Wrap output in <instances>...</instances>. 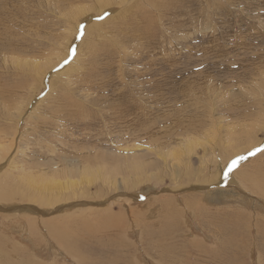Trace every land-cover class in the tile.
I'll return each instance as SVG.
<instances>
[{
	"label": "rangeland",
	"instance_id": "rangeland-1",
	"mask_svg": "<svg viewBox=\"0 0 264 264\" xmlns=\"http://www.w3.org/2000/svg\"><path fill=\"white\" fill-rule=\"evenodd\" d=\"M1 1L3 9L12 13V15L7 14L10 16L8 26L12 27L9 26L7 40L17 52L9 51V49L0 52V82H5L6 89H8L7 94L1 96L0 100L8 101L10 105L7 110L4 109L5 115L0 113V190L4 189V192H1L2 195L9 188H12L13 192L12 197L7 199L8 201L0 200V207L3 208L2 206L10 204L30 205L41 211H50L46 217L35 214L20 215L23 218L0 211V238L5 241V244L18 248L20 252L18 256L21 257L15 258L7 249L9 257L16 260H14L15 264H20L21 262L18 261L21 259L23 260L21 264H82V260H85V264H264V215L259 213L260 208V212L264 209V202L261 198V196L264 197V193L259 196L254 194L256 196L254 197L246 192L245 196L249 197H243V200L249 203V207H246L247 211L244 212L235 205V198L240 199V197L237 196L234 188L229 184L223 187L221 185L223 180L231 174L228 169L232 161L238 160L241 156L247 158L238 160V164L232 171L237 173L241 170V173L238 174L244 175L243 178L255 179L257 171L264 165V152L248 155L254 149L264 147L263 129L260 132L254 130V134L249 135L248 140L245 139L236 144L229 143L225 134L228 130L226 126L229 125L230 120L232 122H230V126L236 123L232 118H235L238 112L234 110L238 109L241 112L248 110L251 111L249 113L255 114L254 108L249 104L254 99L251 98V93H246V91H250L252 88V91L260 92V89L264 88V74L259 72L258 75V71L252 70L259 64L261 65L260 59H264V0H185L178 10H174L175 12L162 13L159 22L155 23L154 15L151 16L148 28L145 27L143 31V38L151 43L144 42L146 45H142V48L137 47L138 41L134 39H127L123 36L115 39L110 38V35L114 34L113 32L106 35L107 39L105 36L100 38L101 35L96 37L97 32L94 33V29L91 28L96 20L101 22L109 16L118 17L119 13L124 10L123 7H126L125 0L123 2L120 0L109 2L110 0H108V4L111 6L108 4L105 7L102 6V11L99 14H97V0H84L89 11L84 17H79V21L73 20V23L70 22L72 18L66 16V11L62 12L71 4L81 0ZM114 2L115 5L111 4ZM128 13L125 14L130 17L132 13ZM91 20L94 22L92 23ZM119 21L121 22L120 17ZM19 23L21 28L18 27ZM114 25H116L115 21L110 24V28ZM155 27L156 29H154ZM173 34L174 36H172ZM153 35H156L155 39ZM156 39L157 43L154 44ZM120 40L121 43H119ZM90 45L92 48L89 47ZM7 46H9L8 43ZM15 46L17 47L15 48ZM105 46L108 49H105ZM100 47L103 50L97 51ZM130 48L135 51L129 50ZM112 51H114V56L111 55ZM96 52L100 54V59ZM125 52L126 54H124ZM141 55L143 57H139ZM15 56L24 59L30 71L27 68L12 67L10 62ZM48 59L53 62L46 64ZM104 59H106L105 61L108 59L109 66L106 67ZM254 59H259V61H253ZM92 61L93 63H91ZM100 62L102 66L99 65ZM32 63H36L37 71ZM123 63L125 64L123 65ZM125 65H127L126 68ZM144 67L147 68L144 69ZM79 71H83L93 78L98 76L103 87L96 85L90 88L91 83L88 86H84L80 82L74 84L72 80ZM158 71L160 72L158 73ZM249 76L251 81L248 79ZM160 78L164 79V89L159 93L160 98L156 101L152 98L153 94L158 91V86L154 83L156 79ZM69 84L71 86H67ZM187 89L188 91H185ZM134 98H138L140 102L143 101L141 105L147 104L144 106H147V112L152 114L149 116L153 118L149 129H147L143 118L138 117L139 120L135 118L136 111L126 110L128 105L136 101ZM50 107L52 110L55 107L59 111L65 110L64 114L61 116L56 114L55 117L52 115ZM115 112L118 114L116 115ZM126 112L128 114L127 117H124L126 119H118L119 115ZM75 113H78L79 116ZM185 114L188 117L184 116ZM50 115L53 116V121L49 117ZM252 119L247 120L246 124L243 119L240 120V123L244 124L238 128L244 130L242 134L247 132L251 126ZM187 121L191 122V126H188ZM55 124L56 126H54ZM246 125L247 128H245ZM143 126H145L144 130H139ZM124 129L129 131L136 129V138L133 140L128 135L127 138L117 142V135ZM192 132L196 135L192 136ZM105 134L108 135V139H105ZM23 138L26 139L23 140ZM110 138H113L114 141ZM251 138H256V140L248 144ZM73 143L77 145L75 146ZM134 143H140L136 152L132 149ZM177 144L179 145L177 146ZM79 149L82 151L80 152ZM117 149L122 153L121 161L123 153L137 161L141 167L139 174L136 173L130 177L124 174L118 175L115 181L113 180L104 187L100 185V181H97L92 183L90 188H85L86 190L83 187H67L61 191L56 189L46 192L38 191L34 193L35 196L39 195V198L36 199H33V195L29 194H14L15 190L20 189L16 185L17 180H15L19 169L38 168V161L39 166L54 165L60 170L76 167L78 165L75 164H79L83 160V154L88 155V153L105 156L102 160L109 159V164H113L110 156L119 157L115 153ZM124 149H127V152H123ZM257 157H260L257 162L262 164L257 166L253 162L251 167L256 170L244 167ZM141 174L142 176H139ZM120 176L122 177L120 178ZM124 177L126 178L124 179ZM254 182L256 185L257 183L264 185V177L258 182L255 179ZM208 189L210 191H207ZM190 190L194 191L189 192ZM206 192L209 193V196L205 199ZM217 193L225 194L226 198L217 196ZM40 199L44 202L40 203ZM53 199L55 203L52 201ZM159 200H161L160 204ZM3 202L8 203L4 204ZM163 203L164 205L169 203L176 208L172 211H169L168 208L165 209L168 211L160 210L163 207L159 206H164ZM66 204L70 205L66 208L70 210L68 213L67 210H64L65 207L63 208ZM58 207H62V212L60 209L57 210ZM163 211L168 213L170 225L160 216ZM235 213L241 217L239 218ZM108 214L111 217V222L107 219L109 226L122 223L121 226L115 224V228L118 229L110 230L112 243L107 241L106 236L108 235L105 233L99 235L102 230L98 231L99 233H93L95 238H91L93 235L87 233L88 230H86L83 238L88 242L79 245V248L82 249V255L76 257L79 260H75L54 239L55 231L58 228L65 227L70 233H74L73 229L78 230L79 228L83 232L85 221L86 224L93 225L94 221L101 219L102 216L105 217L102 220H106ZM144 224L149 225L150 228L143 227ZM101 237L103 240L100 239ZM156 241L154 246L153 242Z\"/></svg>",
	"mask_w": 264,
	"mask_h": 264
},
{
	"label": "bare ground",
	"instance_id": "bare-ground-1",
	"mask_svg": "<svg viewBox=\"0 0 264 264\" xmlns=\"http://www.w3.org/2000/svg\"><path fill=\"white\" fill-rule=\"evenodd\" d=\"M16 1V0H15ZM57 1H59V0H57ZM89 1H91V0H89ZM120 1H122L123 2V0H120ZM184 1L185 0H125V2H126V7H123V9L124 10H122V12H118L119 13V15H118V17H107L105 20H103V21H101V22H97V20H96V23L93 21V20H91L92 21V27L91 28H93L94 29V33H96L97 32V35H96V37L97 36H100V38H102L103 36H105L106 37V39H107V34L108 33H111V32H113L114 34H109L110 35V38H113V39H115V38H117V37H124V38H126L127 37V39H134V40H137L138 41V44H137V47H139V48H142L141 46L142 45H146V44H144V42H147V44H148V41L147 40H145L144 38H143V31H144V28L145 27H147V25H148V23H149V21H150V18H151V16L152 15H154V22L156 23V22H159V21H161V17H162V13H164V14H166V13H168V11H171V12H173L174 10H178L179 9V7L184 3ZM2 1L0 0V52L1 51H3V50H8L9 49V51L11 50V51H14V52H17L16 51V49H14L13 47H12V45H10V43L8 42V40H7V34H8V32H9V26H8V23H10V21L8 22V19H10L9 17L10 16H8L7 14H10V15H12V13H8V12H6L7 10H5V9H3V5H2V3H1ZM81 2V3H80ZM80 2H77V3H73V4H71L70 6H68L62 13H64L65 11V13H66V16H68V18H72V20L70 21V22H72L73 20L74 21H79L80 20V18L83 16L84 17V15L85 14H87L88 13V9H89V7L87 8V5L85 4L86 2H84V0H81ZM82 2H84V3H82ZM92 2H94V1H92ZM109 2H111V0L109 1ZM108 2V0H97L96 1V3H97V6H98V12H97V14H99V13H101L100 11H102V9L101 8H103L102 6H104L105 7V5L106 4H108L109 3ZM116 2H118L117 0H116ZM121 2V3H122ZM20 4V3H19ZM111 4H113V5H115V2L114 3H111ZM123 4V3H122ZM15 5V4H14ZM108 5H110V4H108ZM119 5V4H118ZM111 6V5H110ZM122 6V5H121ZM186 6H188V5H186ZM7 7V6H6ZM13 7V6H12ZM94 7H95V5H94ZM91 8H92V6H91ZM7 9V8H6ZM20 9V8H19ZM108 9H110V8H108ZM108 9H106V10H108ZM183 9V8H182ZM188 9V8H187ZM22 10V9H21ZM54 10V9H53ZM95 10V9H94ZM105 10V11H106ZM112 10V9H111ZM190 11H191V9H189ZM194 10V9H193ZM14 11V10H13ZM20 11V10H19ZM104 11V10H103ZM123 11H125V13L126 12H129L128 14H130V13H132L131 14V16L130 17H128L125 13H123ZM196 11V10H195ZM9 12H11V11H9ZM107 12V11H106ZM175 12V11H174ZM19 13V12H18ZM22 13V12H21ZM105 13V12H104ZM117 13V12H116ZM117 13V14H118ZM170 13V12H169ZM183 13H186V12H183ZM189 13V12H188ZM14 14V13H13ZM20 14V13H19ZM177 14V13H176ZM18 15V14H17ZM20 16V15H19ZM60 16V15H59ZM58 16V17H59ZM112 16V15H111ZM168 16V15H167ZM178 16H180L179 14H178ZM61 17V16H60ZM59 17V18H60ZM80 17V18H79ZM119 17H120V20H121V22L119 21ZM170 17V16H169ZM176 17V16H175ZM14 18V17H13ZM12 18V19H13ZM16 18V17H15ZM63 18V17H62ZM64 18H66V17H64ZM164 18H166V17H164ZM168 18V17H167ZM58 19V18H57ZM79 19V20H78ZM183 19V18H182ZM18 21V20H17ZM16 21V22H17ZM60 21V20H59ZM98 21H100V20H98ZM116 22V25H114V27H112V28H110V24L111 23H113V22ZM166 22V21H165ZM28 23V22H27ZM73 23V22H72ZM74 23H76V22H74ZM171 23V22H170ZM169 23V24H170ZM66 24V23H65ZM173 24V23H172ZM187 24H188V22H187ZM19 25H20V23H19ZM90 25V24H89ZM113 25V24H112ZM174 25V24H173ZM182 25V24H181ZM185 25V24H184ZM16 27H17V24L15 25ZM67 26H70V25H67ZM109 26V27H108ZM166 27H167V25H165ZM170 26V25H169ZM11 27V26H10ZM19 28H21V25L20 26H18ZM76 27V26H75ZM74 27V28H75ZM190 27V26H189ZM12 28V27H11ZM77 28H78V25H77ZM148 28V27H147ZM168 28V27H167ZM170 28H171V26H170ZM154 29H156V27L154 28ZM182 29V28H181ZM189 29V28H188ZM11 30V29H10ZM13 30H14V28H13ZM12 30V31H13ZM21 30V29H20ZM74 30H76V29H74ZM112 30V31H111ZM158 30V29H157ZM16 31V30H15ZM18 31V30H17ZM22 31V30H21ZM69 31V30H68ZM191 31V30H190ZM194 31V30H193ZM146 32V31H145ZM149 32H151V31H149ZM174 32V29H173V31H172V33ZM10 33H11V31H10ZM16 34H17V32H15ZM21 33V32H20ZM88 33V32H87ZM90 33H92L91 31H90ZM170 33V32H169ZM171 33V34H172ZM195 33V32H194ZM13 34V33H12ZM77 34V33H76ZM86 34V33H85ZM151 34V33H150ZM153 34V33H152ZM155 34V33H154ZM176 34H177V32H176ZM183 34V33H182ZM181 34V35H182ZM145 35H146V33H145ZM93 36H94V34H93ZM153 36H155L154 37V39L156 38V35H153ZM152 36V37H153ZM162 36V35H161ZM172 36H174V34L172 35ZM190 36V35H189ZM85 37V36H84ZM148 37V36H147ZM160 37V36H159ZM163 37V36H162ZM161 37V38H162ZM165 37V36H164ZM71 38V37H70ZM99 38V37H98ZM167 38V37H166ZM186 39H187V37H185ZM189 38V37H188ZM104 39V38H103ZM113 39H111V40H113ZM122 39V38H121ZM182 39V38H181ZM125 40V39H124ZM152 40V39H151ZM166 40V39H165ZM169 40V39H168ZM65 41V40H64ZM106 41V40H105ZM115 41V40H114ZM132 41V40H131ZM158 41H159V39H158ZM238 41V40H237ZM9 44V46H7V43ZM130 42V41H129ZM150 42V41H149ZM153 42V41H152ZM162 42V41H161ZM181 42V41H180ZM96 43V42H95ZM114 43V42H113ZM119 43H121V40H120V42ZM151 43V42H150ZM155 43H157V39H156V42H154V44ZM12 44H13V42H12ZM126 44V43H125ZM129 44V43H128ZM153 44V43H152ZM159 44V43H158ZM244 44V43H243ZM91 45H93V44H91ZM91 45L89 46L90 48H92L91 47ZM115 45V44H114ZM118 45V44H117ZM135 45V44H134ZM133 45V46H134ZM157 45V44H156ZM162 45V44H161ZM108 46V45H107ZM153 46V45H152ZM155 46V45H154ZM153 46V47H154ZM168 46V45H167ZM17 46H15V48H16ZM23 47V46H22ZM82 47V46H81ZM106 47V46H105ZM117 47V46H116ZM135 47V46H134ZM133 47V48H134ZM143 47H145V46H143ZM152 47V48H153ZM165 47V46H164ZM7 48V49H6ZM86 48V47H85ZM146 48V47H145ZM158 48V47H157ZM23 49V48H22ZM94 49H95V47H94ZM105 49H108V47H106ZM112 49V48H111ZM116 49V48H115ZM138 49V48H137ZM101 50H103L101 47H100V49L99 50H97V51H101ZM113 50V49H112ZM129 50H131V51H135V49H129ZM145 50V49H144ZM160 50V49H159ZM193 50V49H192ZM8 51V52H9ZM115 51V50H114ZM114 51H112V54L111 55H113L114 56ZM120 51V50H119ZM142 51H143V49H142ZM157 51V50H156ZM162 51V50H161ZM174 51V50H173ZM4 52V51H3ZM94 52V51H93ZM107 52V51H106ZM118 52V51H117ZM123 52V51H122ZM146 52V51H145ZM157 52H159V51H157ZM100 53V52H99ZM118 53H120V52H118ZM117 53V54H118ZM95 54V53H94ZM96 54H97V52H96ZM116 54V55H117ZM123 54V53H122ZM124 54H126V52L124 53ZM123 54V55H124ZM130 54V53H129ZM150 54V53H149ZM162 54H164V53H162ZM170 54V53H169ZM174 54V53H173ZM90 55H93V54H91L90 53ZM90 55H89V57H90ZM100 54H97V57H98V59H100L99 56ZM103 55H104V53H103ZM110 55V54H109ZM119 55V54H118ZM131 55H133V54H131ZM147 55H148V52H147ZM151 55V54H150ZM165 55V54H164ZM88 56V55H87ZM146 56V55H145ZM108 56H107V54H106V58H107ZM111 57V56H110ZM139 57H143L142 55L141 56H139ZM138 57V58H139ZM162 57V56H161ZM160 57V58H161ZM58 58V57H57ZM91 58H92V56H91ZM90 58V59H91ZM119 58V57H118ZM134 58V57H133ZM145 58V57H144ZM149 58H151V57H149ZM153 58H154V55H153ZM173 58V57H172ZM254 58V57H253ZM109 59H111V58H109ZM162 59V58H161ZM168 59H170V58H168ZM174 59V58H173ZM96 60V59H95ZM103 60V59H102ZM106 59H104V64L106 65V67L107 66H109L108 65V63H107V61H108V59H107V61H105ZM118 60V59H117ZM123 60V59H122ZM142 60V59H141ZM148 60H150V59H148ZM151 60H152V58H151ZM53 62V60H50V59H48L45 63L47 64V63H49V62ZM138 61V60H137ZM140 61V60H139ZM155 61V60H154ZM166 61V60H165ZM172 61V60H171ZM253 61H259V59H257V60H253ZM97 62H98V60H97ZM96 62V63H97ZM118 62V61H117ZM120 62V61H119ZM159 62V61H158ZM169 62V61H168ZM260 62H262L261 63V65L259 64H257L258 66H256L255 68H253L252 70H255V72L256 71H258L257 73H258V75H259V72H261L262 74H264V59H260ZM57 63V62H56ZM55 63V64H56ZM91 63H93V61L91 62ZM115 63V62H114ZM132 63H134V62H132ZM131 63V64H132ZM154 63V62H153ZM251 63H253V62H251ZM33 64V66H35L34 68H35V71H37V66L35 65L36 63H32ZM87 64H88V62H87ZM110 64V63H109ZM117 63H115V65H116ZM119 64V63H118ZM125 63H123V65H124ZM146 64V63H145ZM148 64V63H147ZM149 64H151V63H149ZM249 64V63H248ZM247 64V65H248ZM10 65L12 66V67H15V68H23V69H25V68H27L28 70H29V68H28V66H27V62L23 59H20V58H18L17 56H15V58H12L11 59V62H10ZM37 65H39V64H37ZM89 65H91V64H89ZM88 65V66H89ZM97 65V64H96ZM100 66H102V64H101V62H100V64H99ZM111 65H113V64H111ZM142 65V64H141ZM162 65V64H161ZM168 65H170V64H168ZM168 65H167V67H168ZM173 65V64H172ZM87 66V67H88ZM117 66V65H116ZM144 66V65H143ZM245 66V65H244ZM249 66V65H248ZM85 67V66H84ZM91 67H94V66H91ZM105 67V68H106ZM118 67V66H117ZM125 68L127 67V65H125L124 66ZM149 67V66H148ZM170 67V66H169ZM250 67V66H249ZM248 67V68H249ZM262 67V68H261ZM89 68V67H88ZM123 68V67H122ZM147 68V67H146ZM145 67H144V69H146ZM150 68V67H149ZM152 68V67H151ZM163 68V67H162ZM172 68V67H171ZM241 68V67H240ZM245 67H243V69H244ZM251 68V67H250ZM117 69V71H118V68H116ZM169 69V68H168ZM246 69V68H245ZM95 70H97V69H95ZM100 70V69H99ZM106 70H107V68H106ZM121 70V69H120ZM119 70V71H120ZM148 70V69H147ZM147 70H145V71H147ZM30 71V70H29ZM98 71V70H97ZM124 71V70H123ZM122 71V72H123ZM126 71V70H125ZM131 71V70H130ZM166 71V70H165ZM248 71V70H247ZM114 72H116V71H114ZM133 72V71H132ZM136 72H138V71H136ZM136 72H135V74H136ZM148 72V71H147ZM160 71H158V73H159ZM244 72V71H243ZM252 72V71H251ZM104 73V72H103ZM121 73V72H120ZM124 73H126V72H124ZM149 73H150V71H149ZM246 73V72H245ZM250 73V72H249ZM87 74V73H86ZM83 71H79V73H77L75 76H74V78H73V80H72V82L74 83V84H76V83H82V85H84V86H88V84L89 83H91V86H90V88L91 87H93V86H96L97 85V87L98 86H102V84L103 83H101V81H100V78H98V76L97 77H95V78H93V77H90L89 75H86ZM116 74V73H115ZM138 74V73H137ZM144 74V73H143ZM147 74V73H146ZM241 74V73H240ZM60 75V74H59ZM62 75V74H61ZM101 75H102V73H101ZM119 75V74H118ZM247 75V74H246ZM252 75H254V74H252ZM257 75V74H256ZM35 76V75H34ZM130 76V75H129ZM133 76H134V74H133ZM136 76V75H135ZM146 76V75H145ZM242 76V75H241ZM244 76V75H243ZM250 76H251V74H250ZM250 76H249V81H251L250 80ZM117 77V76H116ZM124 77V76H123ZM126 77V76H125ZM124 77V78H125ZM138 77V76H137ZM252 77V76H251ZM254 77H256V76H254ZM261 77V76H260ZM259 77V78H260ZM263 77H264V75H263ZM7 78V77H6ZM139 78V77H138ZM141 78V77H140ZM239 78H241V77H239ZM239 78H238V80H239ZM65 79V78H64ZM112 79V78H111ZM121 79V78H120ZM130 79H131V76H130ZM147 79H148V77H147ZM155 79V78H154ZM166 79H167V77H166ZM237 79V78H236ZM247 79V78H246ZM248 79H247V81H248ZM252 79V78H251ZM256 79V78H255ZM6 80V79H5ZM123 80V79H122ZM121 80V81H122ZM164 79H162V78H160V79H156L155 80V85H157L158 86V88H157V93L155 94H153V96H152V98L153 99H155L156 101L158 100V98H160L159 97V93H161V91H163V89H164V81H163ZM253 80V79H252ZM261 80V79H260ZM8 81V80H7ZM58 81V80H57ZM120 81V80H119ZM128 81H130V80H128ZM242 81V80H241ZM248 81V82H249ZM9 82V81H8ZM60 82V81H59ZM103 82V81H102ZM123 82H124V80H123ZM133 82V81H132ZM239 82V81H238ZM190 83V82H189ZM250 83V82H249ZM264 83V82H263ZM64 84H66V83H64ZM127 84V83H126ZM148 84V83H147ZM138 85V84H137ZM189 85V84H188ZM250 85V84H249ZM252 85V84H251ZM256 85V84H255ZM67 86H71L70 84L69 85H67ZM120 86V85H119ZM128 86V85H127ZM140 86V85H139ZM167 86V85H166ZM261 86V85H260ZM61 87H62V85H61ZM103 87V86H102ZM101 87V88H102ZM114 87V86H113ZM131 87V86H130ZM141 87V86H140ZM155 87V86H154ZM153 87V88H154ZM185 87H187V86H185ZM251 87V86H250ZM254 87V86H253ZM261 87H263V86H261ZM65 88V87H64ZM129 88V87H128ZM153 88H152V90H153ZM173 88V87H172ZM242 88V87H241ZM60 89V88H59ZM58 89V90H59ZM131 89V88H130ZM135 89V88H134ZM138 89V88H137ZM166 89V88H165ZM171 89V88H170ZM174 89V88H173ZM243 89V88H242ZM259 89V88H258ZM66 90H67V88H66ZM65 90V91H66ZM182 90H184V89H182ZM250 90V89H249ZM254 90H255V88H254ZM261 91L260 92H254V91H252V88H251V90L250 91H246V93L247 92H250L251 93V95H252V99H254V100H252L251 102H249V104L250 105H252L251 107H253L254 108V111H255V114L253 115V114H251V113H249V112H251V111H248V110H245L244 112H241L240 110H238V109H236V110H234L235 112H238V114L236 115V117H235V115L233 114L234 112H233V110H231L232 112V114H233V116L235 117V118H232L233 120H235L236 121V123L234 124V125H231L230 126V122H231V120H230V122H229V125H227L226 127L228 128V130H227V132L225 133L227 136V139L229 140V143H238L239 141H244L245 139L246 140H248V138H249V135H253L254 134V130L256 131V130H259V132L260 131H263L264 130V118H263V115H264V88H261L260 89ZM7 91H8V89H6V86H5V82L4 83H2V82H0V97L1 96H3L4 94H7ZM57 91V90H56ZM64 91V90H63ZM68 91V90H67ZM66 91V92H67ZM82 91V90H81ZM114 91V90H113ZM119 91V90H118ZM135 91V90H134ZM166 91H168L167 89H166ZM166 91H165V93H166ZM174 91H177V90H174ZM185 91H188V89L187 90H185ZM259 91V90H258ZM54 92V91H53ZM58 92V91H57ZM75 92V91H74ZM85 92V91H84ZM116 93H117V91H115ZM150 92H152V91H150ZM156 92V91H155ZM194 92V91H193ZM68 93V92H67ZM66 93V94H67ZM82 93V92H81ZM134 93V92H133ZM164 93V92H163ZM169 93V92H168ZM176 94H178L177 92H175ZM187 93V92H186ZM249 93V94H250ZM101 94V93H100ZM145 94V93H144ZM171 94V93H170ZM189 94V93H188ZM84 95V94H83ZM129 95H130V93H129ZM163 95V94H162ZM166 95H167V93H166ZM165 94H164V96H166ZM192 95H194L193 93H192ZM246 95V94H245ZM149 96H151V95H149ZM168 96V95H167ZM171 96V95H170ZM173 96V95H172ZM176 96V95H175ZM183 96V95H182ZM249 96V95H248ZM68 97H69V95H68ZM101 97V96H100ZM181 97V96H180ZM65 98H67V97H65ZM84 98V97H83ZM142 98V97H141ZM147 98V97H146ZM186 98V97H185ZM68 99V98H67ZM69 99H71V98H69ZM136 101H133L134 103L133 104H131V105H128L127 106V109L126 110H130V111H136V115H135V118L137 119V120H139V118L138 117H141V118H143L144 119V121L146 122V125H147V129H149L150 128V126H151V124H152V119L153 118H150L149 116H152V114L151 113H148L147 112V110H148V107L147 106H144V105H147V104H144V105H141L142 103L141 102H143V101H141L140 102V100H138V98H134ZM142 99H144V98H142ZM176 99V98H175ZM63 100V99H62ZM105 100V99H104ZM118 100H120V99H118ZM169 100V99H168ZM249 100V99H248ZM82 101H83V99H82ZM85 101H86V99H85ZM163 101V100H162ZM173 101V100H172ZM0 102L2 103L0 106L2 107V109H1V111H0V113L2 114V115H5V113H4V109H6L7 110V108H9V103H8V101L7 102H5L4 100H0ZM174 102V101H173ZM178 102V101H177ZM176 102V103H177ZM64 103H65V101H64ZM115 103V102H114ZM124 103H126V102H124ZM123 103V104H124ZM164 103V102H163ZM170 103H172V102H170ZM175 103V104H176ZM68 104V103H67ZM96 104V103H95ZM136 104V105H135ZM166 104V103H165ZM192 104V103H191ZM59 105V104H58ZM112 105V104H111ZM150 105V104H149ZM154 105V104H153ZM190 105V104H189ZM196 105V104H195ZM198 105V104H197ZM86 106H87V104H86ZM114 107V106H113ZM119 107H120V105H119ZM155 107V106H154ZM52 107H50V109H51ZM95 108V107H94ZM248 108V107H247ZM56 109V110H55ZM69 109V108H68ZM114 109H116V108H114ZM125 109V108H124ZM150 109V108H149ZM164 109H165V107H164ZM260 109V110H259ZM52 110V109H51ZM113 110V109H112ZM171 110H172V108H171ZM65 111V110H64ZM63 110L62 111H59V109H57V107H55L53 110H52V115L53 116H55L56 114L57 115H60L61 116V114L63 115L64 112ZM89 111V110H88ZM109 111V110H108ZM121 111H122V109H121ZM163 111V110H162ZM162 111H160V112H162ZM190 111V110H189ZM253 111V112H254ZM8 112V111H7ZM6 112V113H7ZM119 112V111H118ZM123 112V111H122ZM125 112V111H124ZM168 112V111H167ZM191 112V111H190ZM67 113V112H66ZM116 113V115L118 114L117 112H115ZM68 114V113H67ZM75 114H77V116H79L78 115V113H75ZM130 114H132V113H130ZM187 114V113H186ZM186 114L184 115V116H186ZM191 114V113H190ZM189 114V115H190ZM236 114V113H235ZM82 115H84V114H82ZM81 115V116H82ZM113 115V114H112ZM134 115V114H133ZM181 115V114H180ZM188 115V114H187ZM53 116H49L50 118H52L51 120L53 121ZM76 116V117H77ZM128 116V114H127V112L126 113H123V114H121V115H119V118L118 119H122V120H124V119H126V118H124V117H127ZM182 116V115H181ZM1 117V116H0ZM56 117V116H55ZM64 117V116H63ZM70 117H72L71 115H70ZM92 117V116H91ZM94 117V116H93ZM116 117V116H115ZM186 117H188V116H186ZM230 117V116H229ZM254 117V118H253ZM10 118H11V116H10ZM9 118V119H10ZM61 118V117H60ZM67 118V117H66ZM83 118V117H82ZM88 118H90V117H88ZM133 118V117H132ZM135 118H134V120H135ZM191 118V117H190ZM190 118H188L189 119V121H190ZM227 118V117H226ZM253 118V119H252ZM61 119H63V118H61ZM75 119H77V118H75ZM100 119V118H99ZM128 119V118H127ZM169 119V118H168ZM215 119V118H214ZM238 119V120H237ZM241 119H243V121H244V123L246 124V121L247 120H249V119H252L251 120V126H249V128H248V130H247V132L245 131L243 134H242V131H244L243 129L241 130V129H238L239 128V126L240 125H244V124H242V123H240L241 121ZM108 120V119H107ZM115 120V119H114ZM196 120V119H195ZM207 120V119H206ZM232 120V121H233ZM51 121V122H52ZM75 121V120H74ZM77 121L79 122V120L77 119ZM80 121H82V120H80ZM92 121H93V119H92ZM96 121V120H95ZM106 121V120H105ZM112 121V120H111ZM172 121V120H171ZM205 121V120H204ZM209 121V120H208ZM213 121H215V120H213ZM237 121H239V122H237ZM64 122H65V120H64ZM67 122V121H66ZM110 122V121H109ZM116 122V121H115ZM123 122H125V121H123ZM228 122V121H227ZM16 123H17V121H16ZM53 123V122H52ZM56 123V122H55ZM93 123V122H92ZM106 123V122H105ZM117 123H118V121H117ZM169 123V122H168ZM187 123H188V126L190 125L191 126V122L189 123L188 121H187ZM207 123V122H206ZM232 123V122H231ZM250 123V122H249ZM57 124V123H56ZM56 124L54 125V126H56ZM70 124V123H69ZM82 124V123H81ZM107 124H109V123H107ZM201 124V123H200ZM14 125H15V123H14ZM13 125V126H14ZM109 125H111V124H109ZM48 126V125H47ZM71 126V125H70ZM86 126H88V125H86ZM188 126H187V128H188ZM195 126V125H194ZM201 126V125H200ZM200 126H199V128H200ZM229 126V127H228ZM3 127V126H2ZM8 127V126H7ZM41 127V126H40ZM65 127H67V126H65ZM79 127H81V126H79ZM225 127V128H226ZM1 128V127H0ZM31 128V127H30ZM45 128H46V126H45ZM57 128V127H56ZM64 128V127H63ZM76 128V127H75ZM144 128H145V126H143L142 128H140L139 130H144ZM191 128V127H190ZM194 128V127H193ZM192 128V129H193ZM226 128V129H227ZM242 128H244V126H242ZM245 128H247V125L245 126ZM244 128V129H245ZM2 129H4V128H2ZM15 129V128H14ZM36 129V128H35ZM41 129V128H40ZM64 129H66V128H64ZM81 129V128H80ZM88 129V128H87ZM192 129H191V131H192ZM263 129V130H262ZM73 130H74V128H73ZM91 130V129H90ZM175 130H177V129H175ZM200 130V129H199ZM17 131V130H16ZM15 131V132H16ZM39 131H41V130H39ZM56 131V130H55ZM68 131V130H67ZM84 131V130H83ZM89 131V130H88ZM87 131V132H88ZM167 131V130H166ZM11 132V131H10ZM57 132H58V130H57ZM62 132V131H61ZM64 132V131H63ZM90 132V131H89ZM137 132V130L135 129H132L131 131H129L128 129H124V131H120L119 132V134L117 135V137H116V141L117 142H119L120 140H122L123 138H127V136L129 135L133 140L136 138V136H135V133ZM197 132V131H196ZM195 132V133H196ZM225 132V131H224ZM258 132V131H257ZM4 133V132H3ZM42 133H43V131H42ZM70 133V132H69ZM73 133V132H72ZM93 133H95V132H93ZM99 133V132H98ZM203 133V132H202ZM204 133H205V131H204ZM11 134V133H10ZM16 134V133H15ZM63 134V133H62ZM78 134V133H77ZM109 134V133H108ZM224 134V133H223ZM58 135V134H57ZM93 135V134H92ZM110 135V134H109ZM182 135H184V134H182ZM187 135V134H186ZM192 136L193 135H196V134H194L193 132H192V134H191ZM82 136V135H81ZM83 136H85V135H83ZM94 136H96V135H94ZM103 136H104V134H103ZM175 136V135H174ZM190 136V135H189ZM198 136H200V135H198ZM4 137H6V135H4ZM105 139H108V135L106 136V134H105ZM176 137V136H175ZM177 137H178V135H177ZM184 137H185V135H184ZM27 138V137H26ZM25 138V139H26ZM30 138V137H29ZM36 138V137H35ZM90 138V137H89ZM186 138V137H185ZM199 138V137H198ZM197 138V139H198ZM24 138H23V140H25ZM110 139H113V138H110ZM109 139V140H110ZM150 139V138H149ZM194 139V138H193ZM196 139V138H195ZM196 139V140H197ZM15 140V139H14ZM33 140V139H32ZM39 140V139H38ZM109 140H107V141H109ZM130 140V139H129ZM143 140V139H142ZM183 140V139H182ZM195 140V141H196ZM254 140H256V138H251L250 139V141L248 142V144L249 143H251V142H253ZM40 141V140H39ZM99 141V140H98ZM112 141H114V139L112 140ZM184 141V140H183ZM13 142H15V141H13ZM20 142V141H19ZM89 142V141H88ZM228 142V141H227ZM9 143H10V141H9ZM21 143V142H20ZM177 143H178V141H177ZM17 144V143H16ZM46 144V143H45ZM74 144V143H73ZM96 144H97V142H96ZM126 144V143H125ZM135 144V143H134ZM185 144V143H184ZM183 144V145H184ZM193 144V143H192ZM225 144V143H224ZM23 145V144H22ZM47 145V144H46ZM75 146L77 145V144H74ZM100 145V144H99ZM98 145V146H99ZM105 145V144H104ZM128 145V144H127ZM151 145V144H150ZM179 144H177V146H178ZM187 145V144H186ZM24 146V145H23ZM65 146V145H64ZM67 146V145H66ZM78 146H79V144H78ZM84 146V145H83ZM144 146H145V144H144ZM176 146V145H175ZM221 146V145H220ZM11 147V146H10ZM28 147V146H27ZM42 147V146H41ZM56 147H57V145H56ZM80 147V146H79ZM81 147H82V144H81ZM90 147V146H89ZM126 147V146H125ZM138 147H140V143L139 144H135L133 147H132V149H134L135 150V152H136V149L138 148ZM146 147V146H145ZM151 147V146H150ZM155 148H158V147H156V146H154ZM181 147V146H180ZM183 147V146H182ZM198 147V146H197ZM20 148V147H19ZM40 148V147H39ZM43 148V147H42ZM41 148V149H42ZM73 148V147H72ZM78 148V147H77ZM95 148V147H94ZM186 148V147H185ZM193 148V147H192ZM203 148V147H202ZM210 148V147H209ZM45 149V148H44ZM46 149H47V147H46ZM83 149V148H82ZM152 149V148H151ZM172 149V148H171ZM184 149V148H183ZM93 150V149H92ZM95 150V149H94ZM150 150V149H149ZM176 150V149H175ZM179 150V149H178ZM225 150V149H224ZM232 150H234V149H232ZM55 151V150H54ZM75 151V150H74ZM79 151H80V149H79ZM82 151V150H81ZM80 151V152H81ZM181 151V150H180ZM189 151V150H188ZM187 151V152H188ZM93 152V151H92ZM123 152H127V149H124L123 150ZM149 152V151H148ZM176 152V151H175ZM186 152V153H187ZM57 153V152H56ZM79 153V152H78ZM88 153V152H87ZM115 153H117V155H119V157H115V156H110V158L113 160V164H109V159L108 160H105V161H103L102 159H104L105 158V156H98V155H94V154H92V155H90L89 153H88V155H85V154H83L84 155V158H83V160H81V162L79 163V164H75V165H78V166H76V167H69V168H66V169H63V170H60V168H58V167H56V166H54V165H51V166H47L46 164L44 165H40L39 166V161H38V168H32V167H27V168H25L24 170H21V169H19V172L17 173V178H15V180H17V183H16V185L18 186V187H20V189L18 190H15L14 191V194H20V193H23V194H29V195H33L32 197H33V199H36V198H39L38 196H35L34 195V193H36V192H46V191H48V190H53V189H56V190H64V188H67V187H78V188H90V185H92V183H95V182H97V181H100L101 183H100V185L102 186V187H104V185H109L113 180L115 181V179L118 177V175H121V174H124V175H127V176H133V175H136V173L137 174H139V172H141V167L137 164V161L134 159V158H131V157H128V155H124L125 153H123V160L121 161L120 160V156H121V154L122 153H120V152H118V149H117V151L115 152ZM153 153H155V152H153ZM178 153V152H177ZM190 153V152H189ZM209 153V152H208ZM231 153V152H230ZM54 154V153H53ZM82 154V153H81ZM80 155V154H79ZM149 155V154H148ZM175 155V154H174ZM64 156V155H63ZM152 156V155H151ZM187 156V155H186ZM227 156V155H226ZM8 157V156H7ZM145 157V156H144ZM46 158V157H45ZM80 158H81V156H80ZM151 158V157H150ZM177 158V157H176ZM186 158V157H185ZM190 158V157H189ZM224 158V157H223ZM226 158V157H225ZM260 157H257L255 160H253V161H251L250 163H247L244 167H248L249 168V170H251V169H254V170H256L255 168H253V167H251V165H252V163L254 162V164L255 165H261L262 163H258L257 161H258V159H259ZM75 159V158H74ZM79 159V158H78ZM187 159V158H186ZM8 160V159H7ZM140 160V159H139ZM177 160V159H176ZM220 160V159H219ZM184 161V160H183ZM217 161V160H216ZM227 161V160H226ZM150 162H152V161H150ZM181 162V161H180ZM202 162V161H201ZM200 162V163H201ZM222 163H224V162H222ZM152 164V163H151ZM187 164V163H186ZM1 165V164H0ZM36 165V164H35ZM183 165V164H182ZM223 164H221V166H222ZM205 166V165H204ZM215 166V165H214ZM224 166V165H223ZM143 168V167H142ZM186 168V167H185ZM146 169V168H145ZM225 169V168H224ZM14 170V169H13ZM16 170V169H15ZM208 170V169H207ZM206 170V171H207ZM216 170H218V169H216ZM10 171H12V170H10ZM226 171V170H225ZM263 171H264V165L263 166H261L260 167V169H259V171H257V173H256V177H254L255 179H256V181L258 182L261 178H263L264 177V174H263ZM143 172V171H142ZM216 172H218V171H216ZM219 172H221L220 170H219ZM144 173V172H143ZM213 173V172H212ZM238 173H241V170H239V172H237V173H235L234 171H231V174H230V176H227V178H225L224 180H223V182L221 183V185H222V187L223 186H227V184H229V185H231L232 186V188H234V190L236 191V193H237V196L238 197H240V199H238V198H235L236 200H235V205L237 206V207H239V210H241V211H244V212H246L247 211V208L246 207H249V203L247 202V201H244L243 200V197H249L248 195H246L245 196V193L247 192V193H250V194H252L254 197H256L255 195H260L261 193H264V185H262V184H260V183H257V185L255 184V182H254V180L255 179H253V178H251V177H249L248 179H247V177H245V178H243V176H241V174H238ZM219 174V173H218ZM8 175V174H7ZM139 176H142V174L141 175H139ZM144 176V175H143ZM222 176V175H221ZM122 176H120V178H121ZM208 177V176H207ZM210 177V176H209ZM11 178V177H10ZM126 177H124V179H125ZM12 179V178H11ZM208 179V178H207ZM211 179V178H210ZM209 179V180H210ZM219 179H220V176H219ZM123 180V179H122ZM222 180V179H221ZM125 182V181H124ZM205 182V181H204ZM209 182V181H208ZM122 184H123V182H122ZM130 184V183H129ZM144 184V183H143ZM204 184H206V183H204ZM212 184H214V183H212ZM99 185V186H100ZM149 185V184H148ZM207 185V184H206ZM14 186V185H13ZM126 186V185H125ZM209 186V185H208ZM3 187V186H2ZM142 187V186H141ZM229 187V186H228ZM100 188V187H99ZM205 188V187H204ZM216 188H218V187H216ZM203 189V188H202ZM206 189V188H205ZM213 189V188H212ZM220 189V188H219ZM227 189V188H226ZM86 190V189H85ZM199 190V189H198ZM228 190V189H227ZM4 192V189L3 190H0V200H2V201H8L9 200V198H11L12 197V194H13V192H12V188H9V190H6L5 191V193L2 195V193L1 192ZM81 191V190H80ZM101 192L103 191V190H100ZM188 191V190H187ZM191 191H194V190H190L189 192H191ZM207 191H210L209 189L207 190ZM221 191V190H220ZM225 191V190H224ZM83 192V191H82ZM188 192V193H189ZM205 192V191H204ZM218 192V191H217ZM246 193V194H247ZM209 193L208 192H206L205 194H204V196H205V199L209 196L208 195ZM212 194V193H211ZM218 195L217 196H221L222 198H226V195L225 194H221V193H217ZM255 194V195H254ZM193 197V196H192ZM191 197V198H192ZM158 198V197H157ZM210 198V197H209ZM213 198V197H212ZM261 198H262V201L264 202V197H262L261 196ZM8 199V200H7ZM46 200H47V198H46ZM248 200V199H247ZM40 201V203H43L44 201L42 200V199H40L39 200ZM53 202H54V199L52 200ZM69 201V200H68ZM67 201V202H68ZM160 201L161 200H159V204H160ZM211 201V200H210ZM214 201V200H213ZM57 202V201H56ZM65 202V201H64ZM4 204L5 203H8V202H3ZM55 203V202H54ZM58 203V202H57ZM63 203V202H62ZM157 203V202H156ZM155 203V204H156ZM63 204H65V203H63ZM77 204V203H76ZM81 204V203H80ZM82 204H84V203H82ZM81 204V205H82ZM95 204H97V203H95ZM105 204V203H104ZM158 204V203H157ZM185 204V203H184ZM163 205H164V203H163ZM186 205V204H185ZM252 205V204H251ZM70 205H65V206H63V208L65 207V211L67 210L66 208L67 207H69ZM77 206V205H76ZM103 206V205H102ZM137 206V205H136ZM165 206H166V208H165ZM187 207H190V206H188V205H186ZM3 208H1L0 207V211H4V212H7V213H9V214H12V215H24V214H26V215H28V214H32V215H38V216H41V217H46V215H48L49 213H50V211L49 210H44V211H41V210H39V209H36V208H34L33 206H30V205H28V206H20V205H13V204H10V205H4V206H2ZM46 207V206H45ZM78 207H80L79 205H78ZM78 207L76 208L77 210H78ZM93 207H95V206H93ZM160 208H162L163 207V209H160V210H165V209H167L168 208V210L169 211H172L173 209H175L176 207H173L172 205H170L169 203H167V205H164V206H162V205H160L159 206ZM47 208V207H46ZM46 208H44V209H46ZM263 208V207H262ZM49 209H51V208H49ZM60 209V211L62 212V207H58L57 208V210H59ZM81 209V208H80ZM83 209V208H82ZM105 209V208H104ZM73 210V209H72ZM86 210V209H85ZM168 210H165V211H168ZM64 211V212H65ZM68 211L70 212V210H67L66 212L68 213ZM165 211H163L161 214H160V212H159V214H160V216L162 217V219L163 220H167L168 221V223L170 222V219H169V217H168V213L166 214L165 213ZM259 211V210H258ZM260 211H261V208H260ZM259 211V213H262V215H264V209H262V212H260ZM63 212V213H64ZM65 212V213H66ZM64 213V214H65ZM90 213V212H89ZM63 214V215H64ZM106 214V213H105ZM104 214V215H105ZM239 218L241 217V215H239V214H237V213H235ZM11 215V216H12ZM99 215H100V213H99ZM21 217V216H20ZM21 218H23V217H21ZM39 218V217H38ZM102 218H103V216H102ZM102 218L101 219H96V221H94V223H93V225H90V224H86V221H85V223H83V225H84V227H85V229L83 230V232H81L80 230H79V228H78V230L75 228V229H73V231H74V233L73 232H71L70 233V231H68L65 227H61V228H58V230L57 231H55V233H56V235L54 236V239H55V241H57V243L59 244V246L60 247H62L63 249H66L74 258H75V260H79L78 258H76L77 257V255H82L81 254V251H82V249L81 248H79V245H83V243H86V242H88V240L87 239H85V238H83V235H85V232H86V230H88V232L87 233H91V235H93L91 238H95V236H94V234L93 233H99L98 231H100L101 232V230H102V232H101V234H99V235H102L103 233H105V235H108V236H106V238H108V242H110V243H112L111 242V237H112V235H111V231L110 230H112L113 228H115V224L114 225H112L111 223V225L109 226V223H108V220H110L111 219V217H110V215L108 214L107 215V217H106V220H102ZM141 218V217H140ZM263 218V217H262ZM32 219V218H31ZM103 219H105V217L103 218ZM108 219V220H107ZM142 219H144V218H142ZM62 220V219H61ZM238 220V219H237ZM26 221V220H25ZM25 221H23V222H25ZM34 221V220H33ZM88 221V220H87ZM114 221V220H113ZM116 221V220H115ZM120 221H121V219H120ZM135 221V220H134ZM139 221V220H138ZM15 222V221H14ZM66 222V221H65ZM110 222H111V220H110ZM146 222V221H145ZM158 222V221H157ZM163 222V221H162ZM28 223V222H27ZM40 223V222H39ZM90 223V222H89ZM113 223V222H112ZM159 223H161V222H159ZM29 224H31V223H29ZM65 224V223H64ZM120 224H122V223H120ZM118 225V224H116L117 226H121V225ZM137 224V223H136ZM142 224V223H141ZM149 224V223H148ZM154 224V223H153ZM152 224V225H153ZM166 224V223H165ZM32 225V224H31ZM77 226H78V224H76ZM133 225V224H132ZM131 225V226H132ZM169 225H170V223H169ZM33 226V225H32ZM76 226V227H77ZM137 226V225H136ZM143 227H145V228H147V229H149L150 227H148L149 225H142ZM22 227V226H21ZM31 227V226H30ZM81 227V226H80ZM169 227V226H168ZM57 228V227H56ZM55 228V229H56ZM117 228V227H116ZM115 228V229H116ZM135 228H137V227H135ZM159 228V227H158ZM264 228V227H263ZM26 229V228H25ZM69 229V228H68ZM118 229V228H117ZM133 229V228H132ZM139 229V228H138ZM146 229V230H147ZM155 229V228H154ZM77 230V231H76ZM145 230V229H144ZM1 231H3V230H1ZM103 231H106V232H103ZM125 231V230H124ZM143 231V230H142ZM264 231V230H263ZM53 234H54V231H53ZM152 234V233H151ZM160 234H161V232H160ZM79 237V238H78ZM105 237V236H104ZM157 237V236H156ZM150 238V237H149ZM162 238V237H161ZM101 240H103V238L101 237L100 238ZM158 239V238H157ZM79 240H80V242H79ZM155 240V239H154ZM225 240V239H224ZM157 241H159V240H157ZM157 241L156 242H153V245H154V243H157ZM222 241V240H221ZM160 242V241H159ZM163 242V241H162ZM166 242V241H165ZM160 244H163V243H160ZM8 245H10V244H8ZM7 244H5V241L4 240H2L1 238H0V264H15V261L12 259V258H10L9 257V255H8V251H7V249L11 252V254H12V257L14 256L15 258H17V257H21V256H18V254L20 253L19 252V249L18 248H16V247H14L13 245L11 246H8ZM241 245H242V243H241ZM155 246V245H154ZM158 246V245H157ZM173 246H175L176 247V245H173ZM226 246V245H225ZM234 246V245H233ZM253 246V245H252ZM227 247V246H226ZM243 247V246H242ZM240 249H241V247H239ZM239 248H237L238 250H239ZM236 249V250H237ZM235 250V249H234ZM230 251V250H229ZM22 253V252H21ZM177 253V252H176ZM186 255V254H185ZM184 255V256H185ZM79 256V257H80ZM174 256V255H173ZM154 257V256H153ZM165 258V257H164ZM19 259V258H18ZM154 259V258H153ZM156 259H158V258H156ZM155 259V260H156ZM163 259V258H162ZM173 259V258H172ZM238 259V258H237ZM161 260V259H160ZM205 260H206V258H205ZM18 261V260H17ZM162 261V260H161ZM164 261V260H163ZM166 261V260H165ZM18 262H23V260L21 259V261H18ZM160 262V261H159ZM170 262V261H169ZM172 262V261H171ZM20 263V264H21ZM188 263V262H187ZM82 264H85V260L83 261L82 260ZM162 264V263H161ZM166 264V263H165Z\"/></svg>",
	"mask_w": 264,
	"mask_h": 264
},
{
	"label": "snow or ice",
	"instance_id": "snow-or-ice-1",
	"mask_svg": "<svg viewBox=\"0 0 264 264\" xmlns=\"http://www.w3.org/2000/svg\"><path fill=\"white\" fill-rule=\"evenodd\" d=\"M259 152H264V147L256 148L252 152H250L248 155H255V154L259 153ZM246 158L247 157L241 156V157L238 158V160H244ZM238 160H233L232 161V164H231V166L228 169L229 172H231L234 169V167L238 164Z\"/></svg>",
	"mask_w": 264,
	"mask_h": 264
}]
</instances>
